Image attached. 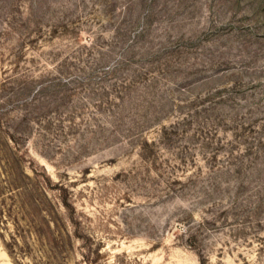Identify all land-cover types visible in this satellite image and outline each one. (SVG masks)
<instances>
[{"label":"rangeland","instance_id":"1","mask_svg":"<svg viewBox=\"0 0 264 264\" xmlns=\"http://www.w3.org/2000/svg\"><path fill=\"white\" fill-rule=\"evenodd\" d=\"M0 264H264V0H0Z\"/></svg>","mask_w":264,"mask_h":264},{"label":"trees","instance_id":"2","mask_svg":"<svg viewBox=\"0 0 264 264\" xmlns=\"http://www.w3.org/2000/svg\"><path fill=\"white\" fill-rule=\"evenodd\" d=\"M26 174V173H25Z\"/></svg>","mask_w":264,"mask_h":264}]
</instances>
